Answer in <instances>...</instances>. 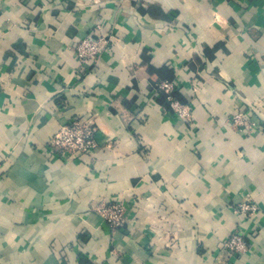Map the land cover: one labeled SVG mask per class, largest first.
Returning a JSON list of instances; mask_svg holds the SVG:
<instances>
[{
  "label": "crops",
  "instance_id": "1",
  "mask_svg": "<svg viewBox=\"0 0 264 264\" xmlns=\"http://www.w3.org/2000/svg\"><path fill=\"white\" fill-rule=\"evenodd\" d=\"M164 81L194 123L153 99ZM89 116L93 154L50 147ZM0 264H264V0H0Z\"/></svg>",
  "mask_w": 264,
  "mask_h": 264
},
{
  "label": "built area",
  "instance_id": "2",
  "mask_svg": "<svg viewBox=\"0 0 264 264\" xmlns=\"http://www.w3.org/2000/svg\"><path fill=\"white\" fill-rule=\"evenodd\" d=\"M105 39L106 37L101 34L97 38L93 35H88L72 48V52L82 65L93 67L99 62L108 47V41ZM153 91L157 98L160 95L166 97L172 113L190 123H194L191 105L181 102L174 96L176 91L175 82L164 81L158 83ZM249 120L241 113L233 117L234 124L243 127L246 131L253 129L254 122ZM96 133V121L93 116L85 119H73L59 128L49 145L55 152L66 159L74 156L91 155L97 148ZM239 208L244 214L248 215L254 214L258 210L255 205L249 203L241 204ZM96 211L107 221L111 229L124 228L126 215L123 202H102L97 206ZM224 249L230 259L237 258L247 252L248 239L240 231H235L224 243Z\"/></svg>",
  "mask_w": 264,
  "mask_h": 264
},
{
  "label": "trees",
  "instance_id": "3",
  "mask_svg": "<svg viewBox=\"0 0 264 264\" xmlns=\"http://www.w3.org/2000/svg\"><path fill=\"white\" fill-rule=\"evenodd\" d=\"M174 96H175L178 100H180L181 102H183L182 99H181V94L178 93V91H175V92H174ZM157 101H158L159 103H162V104L165 106V108L170 109V105H169V103H168V101H167V99H166L165 96H160L159 98H157ZM183 103H185V102H183Z\"/></svg>",
  "mask_w": 264,
  "mask_h": 264
},
{
  "label": "rangeland",
  "instance_id": "4",
  "mask_svg": "<svg viewBox=\"0 0 264 264\" xmlns=\"http://www.w3.org/2000/svg\"><path fill=\"white\" fill-rule=\"evenodd\" d=\"M153 94H154V91H153ZM161 96V95H160ZM153 99H157V97H155V95H154V98Z\"/></svg>",
  "mask_w": 264,
  "mask_h": 264
}]
</instances>
